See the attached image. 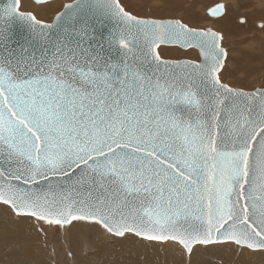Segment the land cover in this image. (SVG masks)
<instances>
[{"label":"snow or ice","instance_id":"1","mask_svg":"<svg viewBox=\"0 0 264 264\" xmlns=\"http://www.w3.org/2000/svg\"><path fill=\"white\" fill-rule=\"evenodd\" d=\"M0 3V222L20 241L4 264H44L26 237L74 229L106 252L264 264V83L229 82L223 31L176 15L174 0L149 17L72 0L50 22ZM208 15L225 18V5ZM169 46L185 57L165 58Z\"/></svg>","mask_w":264,"mask_h":264},{"label":"rangeland","instance_id":"2","mask_svg":"<svg viewBox=\"0 0 264 264\" xmlns=\"http://www.w3.org/2000/svg\"><path fill=\"white\" fill-rule=\"evenodd\" d=\"M21 1L23 2L24 10L34 11L38 18L44 19L46 22H50L53 18L54 11L60 10L64 3L71 0H50L51 7L48 8H44L41 5H36L33 0ZM227 1L229 5L227 8L226 17L229 18V28L231 31H225L224 34L226 40L223 42L222 46H224L229 52L227 63H229L231 68L233 69L228 73L227 78L231 84H236L246 89L251 88L253 85L260 86L261 83H264V65L262 64V66L258 64L260 62H264V43L260 50H243V48H240L239 44L236 43L235 45L237 46H235V52L237 51V53H239V59L237 58L236 60H233L235 57L232 53V42L234 43L238 37L243 36H247V38H249L250 36L258 37L256 39V42H264V38H262L264 36V33L259 30L258 25L254 22V19L258 20L259 17H262L264 19V8L262 9L261 7L262 4H264V1L259 0L261 1V4L259 5V7H256L255 5H249L254 2L247 3L251 0H240L239 5L244 4L246 5V7L241 8L237 6V9L232 6L233 0ZM122 2L127 6V10L132 11L133 14L140 17H149L160 14L157 11V7L160 3L163 2V0H122ZM217 2L223 1L193 0L190 3L189 0H175L177 7L173 11L176 15H185L186 13H188V15L190 16L188 17L200 26H207L206 23L210 22L212 23L211 27L224 32L225 29L223 28L225 27L222 26V28L221 25L218 24L219 21H217L222 18H213L206 13V9ZM252 9H254L253 12H256V16L251 18V16H249L248 14L252 11ZM241 13H245L247 15L245 25L239 23ZM244 27L246 28V30L244 29ZM227 43H229V45ZM237 47L238 49L240 48V50L243 51L238 50ZM189 52H191V50H189ZM241 53L242 55H240ZM185 55L186 53L184 52V50L177 49L173 46H169L164 53V57L170 59L184 58ZM240 58H242L243 60ZM241 61H244L245 63L247 62L246 64L248 65L251 64V61L255 62L254 66L252 65V68L248 69V66L245 68H237L235 66V63L240 65ZM0 237L1 252L9 253L15 252L17 250L16 245L19 244L17 243V237L11 231L6 232L4 230L2 222H0ZM33 237L34 243H36L40 248L38 259L44 262V264H74L72 258L65 255V251L69 247H74L77 260L94 258L97 254H101L102 258L111 262V264H176L174 263V260L177 258V255L175 254L176 252L172 249H170L168 252L173 259L172 262H157L149 259L150 255L152 254V251L149 248L153 245H141L143 248H145V255L143 257L132 253L128 248H125L121 251L106 252L99 246L100 242L98 240L91 238L86 232H81L77 229L72 230L68 234L49 230V235L47 237H43L35 233H33ZM156 247L158 249H162V247L158 245H156ZM219 257V255L215 256L212 254H208V252H205L200 258V264H234V261L236 259L234 256L233 259L229 258L225 263V257L223 256V260H221Z\"/></svg>","mask_w":264,"mask_h":264},{"label":"bare ground","instance_id":"3","mask_svg":"<svg viewBox=\"0 0 264 264\" xmlns=\"http://www.w3.org/2000/svg\"><path fill=\"white\" fill-rule=\"evenodd\" d=\"M193 0H189V2L191 3ZM221 1H223V2H221V3H223L224 5H225V7H226V12H227V8H228V5H229V3H227L228 1L227 0H221ZM262 1H264V0H262ZM233 3H232V6L234 7V8H236L239 4H240V0H233L232 1ZM252 2H254V3H252ZM21 3H22V10H24V5H23V2L21 1ZM36 5H39V4H37L36 2H34ZM247 3H252V4H249V5H255L256 7H259V5L261 4V1H259V0H251V1H249V2H247ZM231 5V4H230ZM262 9L264 8V4H262ZM237 9V8H236ZM239 9V8H238ZM261 9V10H262ZM254 11V9H252V11L248 14L249 16H251V18L252 17H255L256 16V12H253ZM185 16L188 18V19H190L189 17V15H188V13H186L185 14ZM189 16V17H188ZM264 16V15H263ZM219 19V18H218ZM191 20V19H190ZM229 18L228 17H225V18H222V19H219V20H217V21H219V23L218 24H220L221 25V27L222 26H224L225 28H223V29H225L224 30V33H225V31L226 32H229V31H231L230 30V23H229ZM253 21V20H252ZM254 22L259 26V24L260 23H262V22H264V19L262 18V17H259L258 18V20H256V19H254ZM201 23V22H200ZM206 25L207 26H209V27H211V25H212V23H210V22H208V23H206ZM243 25H245V23L243 24ZM250 26V25H249ZM244 29L246 30V28L244 27ZM252 31H254V30H252ZM253 33V32H252ZM261 33V32H260ZM264 33V32H263ZM255 35V34H254ZM262 35V34H261ZM246 37V38H245ZM231 38V37H230ZM258 37H254V36H250L249 38H247V36H243V37H238L237 39H236V41L233 43L232 42V48H233V50H232V53L234 54V59L233 60H236L238 57H239V53H237V51L235 52V46H237V45H235L236 43L237 44H239V46H240V48H243V50H256V49H261L262 48V45H263V41L262 42H256V39H257ZM262 38H264V36L262 37ZM226 40V39H225ZM230 40V39H229ZM229 42V41H228ZM228 45H229V43H227ZM240 48L238 49V47H237V49L238 50H240ZM245 48V49H244ZM243 50H240V51H243ZM231 53V52H230ZM232 54V55H233ZM244 54V53H243ZM240 55H242V53L240 54ZM244 56V55H243ZM232 58V57H231ZM230 59V58H229ZM239 59V58H238ZM240 59H242V58H240ZM243 60V59H242ZM246 60V59H245ZM254 62L255 61H251L250 63L251 64H246L244 61H241V63H240V65L239 64H236L235 63V66L238 68V67H247L248 66V69L249 68H252V65L254 66ZM238 63V62H237ZM231 64H232V61H231ZM264 65V62H260L258 65ZM258 65H256V66H258ZM262 65V66H263ZM261 67V66H260ZM0 213H2V210H0ZM33 239H34V237H33V233H31V234H29L27 237H26V240H27V243L36 251V253H37V259H38V256H39V254H40V248H39V246L36 244V243H34V241H33ZM0 240H1V237H0ZM1 243V242H0ZM17 243H20V241H19V239L17 238ZM76 247V246H75ZM73 249H74V247H73ZM151 251H152V254L150 255V257H149V259H151V260H153V261H157V262H162V261H168V262H172L173 261V259H172V257H171V255L168 253L169 252V250L171 249V248H163L162 247V249H158L157 247H156V245H153L152 247H150L149 248ZM0 250H1V247H0ZM76 252V251H75ZM131 252L132 253H134V254H136V255H138V256H144L145 255V248H143L141 245H138V246H135V247H133V248H131ZM208 252V254H212V255H219V256H224L225 257V259H224V262L226 263L227 262V260L230 258V259H233V257H234V254H232V253H229V252H227V251H225V250H212V249H210V250H208L207 251ZM16 253H17V250L15 251V252H9V253H3V252H1L0 251V264H4V261L5 260H8V259H15L16 258ZM176 255H177V258L174 260V263H176V264H179V262H180V257H179V255L177 254V253H175ZM81 260V259H80ZM231 264H233V263H231Z\"/></svg>","mask_w":264,"mask_h":264},{"label":"water","instance_id":"4","mask_svg":"<svg viewBox=\"0 0 264 264\" xmlns=\"http://www.w3.org/2000/svg\"><path fill=\"white\" fill-rule=\"evenodd\" d=\"M34 2H35V0H33ZM3 2L4 3H6L7 2V0H3ZM72 2V0L71 1H69V2H66V3H64V4H67V3H71ZM218 3H221V2H217V3H214V4H212L211 6H209L207 9H206V13L208 14V10L211 8V7H213V6H215L216 4H218ZM223 4V3H222ZM3 5H2V3H0V7H2ZM111 24L108 22V21H105V29H104V31H105V34L107 33V30H109V29H111ZM12 29H13V31L15 32V33H17V35H19L21 32H22V28H21V26L17 23V24H13V26H12ZM167 59H170V58H167Z\"/></svg>","mask_w":264,"mask_h":264},{"label":"crops","instance_id":"5","mask_svg":"<svg viewBox=\"0 0 264 264\" xmlns=\"http://www.w3.org/2000/svg\"><path fill=\"white\" fill-rule=\"evenodd\" d=\"M174 2H175V0H174Z\"/></svg>","mask_w":264,"mask_h":264}]
</instances>
